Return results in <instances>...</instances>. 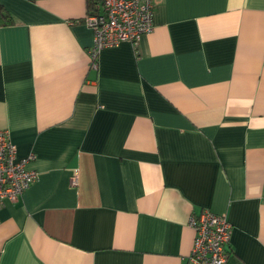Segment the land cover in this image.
Returning a JSON list of instances; mask_svg holds the SVG:
<instances>
[{"label": "crops", "instance_id": "1", "mask_svg": "<svg viewBox=\"0 0 264 264\" xmlns=\"http://www.w3.org/2000/svg\"><path fill=\"white\" fill-rule=\"evenodd\" d=\"M101 4L0 0V130L40 174L0 210V264H190L204 209L226 264H264V0H156L92 68Z\"/></svg>", "mask_w": 264, "mask_h": 264}, {"label": "built area", "instance_id": "2", "mask_svg": "<svg viewBox=\"0 0 264 264\" xmlns=\"http://www.w3.org/2000/svg\"><path fill=\"white\" fill-rule=\"evenodd\" d=\"M155 8L156 0H102L100 8L85 19L94 33V45L88 51L91 67L96 68L104 49L124 42L137 47L141 37L154 29ZM32 160L34 155L19 159L10 132L0 130V210L5 202H17L39 180V172L28 168ZM71 184H78L77 172ZM190 225L196 233L190 264H226L233 231L226 215L204 209L192 217Z\"/></svg>", "mask_w": 264, "mask_h": 264}, {"label": "trees", "instance_id": "3", "mask_svg": "<svg viewBox=\"0 0 264 264\" xmlns=\"http://www.w3.org/2000/svg\"><path fill=\"white\" fill-rule=\"evenodd\" d=\"M94 3L90 2V10L94 8ZM14 23L12 16L3 8L0 7V25H11Z\"/></svg>", "mask_w": 264, "mask_h": 264}]
</instances>
